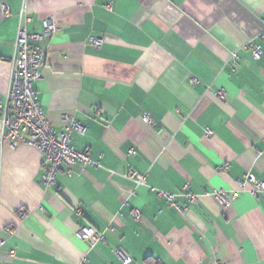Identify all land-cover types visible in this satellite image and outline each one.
Masks as SVG:
<instances>
[{
  "label": "crops",
  "instance_id": "0c3cea01",
  "mask_svg": "<svg viewBox=\"0 0 264 264\" xmlns=\"http://www.w3.org/2000/svg\"><path fill=\"white\" fill-rule=\"evenodd\" d=\"M22 10L28 33L56 27L33 83L45 117L79 121L72 144L100 166L46 188L34 147L0 145V264H124L116 249L126 264H264V200L204 196L264 181V0H0V102Z\"/></svg>",
  "mask_w": 264,
  "mask_h": 264
},
{
  "label": "built area",
  "instance_id": "2783aa9c",
  "mask_svg": "<svg viewBox=\"0 0 264 264\" xmlns=\"http://www.w3.org/2000/svg\"><path fill=\"white\" fill-rule=\"evenodd\" d=\"M7 7L4 14L8 15ZM30 17L22 10L19 14V26L15 40V55L11 60V76L8 91L4 102H0V145L7 144L16 147L26 144L34 147L43 157L44 172L42 183L46 188L56 187V175L66 169L71 174V167L80 163L84 166H100L99 161L93 160L88 152L78 151L72 144L73 134L82 135L85 127L77 120L63 115L66 125L57 130L46 119L43 107L37 98L33 83L41 78V69L45 64V50L42 43L55 31V25L51 19L42 23V29L38 33H28L26 24ZM103 39L89 37L87 43L95 48H100ZM253 59H260L263 55L262 47L249 41L245 44ZM236 58V55H232ZM236 63V62H235ZM219 96L224 98V93ZM143 120L151 123L147 114H143ZM207 134H210L207 132ZM132 149L130 153H133ZM260 154V153H259ZM127 178L137 185L144 183L145 176L130 171ZM185 189L183 192L185 193ZM249 192L254 196H260L264 200V181L258 179L253 173L245 175L235 182L230 190L213 189L204 193L222 206H227L236 200L240 194ZM169 205L175 206L174 194L159 191ZM189 202L196 204L200 198L198 195H187ZM43 211V209H41ZM132 215L135 219L140 216V211L134 209ZM23 216V213H20ZM111 230V227H109ZM82 234V233H81ZM2 241L0 240V246ZM116 255L124 264L130 261L122 250L116 249Z\"/></svg>",
  "mask_w": 264,
  "mask_h": 264
}]
</instances>
